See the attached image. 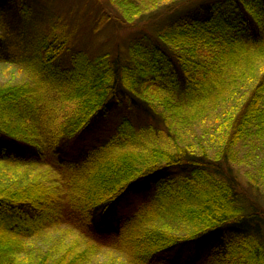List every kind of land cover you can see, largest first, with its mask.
Segmentation results:
<instances>
[{"label": "trees", "instance_id": "1", "mask_svg": "<svg viewBox=\"0 0 264 264\" xmlns=\"http://www.w3.org/2000/svg\"><path fill=\"white\" fill-rule=\"evenodd\" d=\"M153 1L167 14L164 25H154L158 40L136 42L120 66L108 52L90 58L72 50L56 25L31 44V53L10 60L27 75L0 85V264H91L114 217L120 218L113 243L123 246L114 255L121 264H264V218L244 203L230 159L247 136L264 143V67L256 66L264 62V0H112L140 18ZM9 8L24 19L33 13L29 0H0V11ZM204 49L210 65L200 56ZM66 52L72 65L61 70ZM198 70L202 80L192 76ZM47 89L70 91L60 97L70 109L49 118L55 142L43 146L33 116ZM210 100L231 109L215 158L196 156L174 139V151L159 144L123 149L125 139L137 137L130 116L118 123L119 138L83 151L118 109L136 119L160 103L165 123L188 117L192 129L191 110ZM108 149L113 153L102 155ZM136 196L150 200L120 215ZM69 227L78 231L80 246L60 239L63 249L31 252L25 245Z\"/></svg>", "mask_w": 264, "mask_h": 264}, {"label": "rangeland", "instance_id": "2", "mask_svg": "<svg viewBox=\"0 0 264 264\" xmlns=\"http://www.w3.org/2000/svg\"><path fill=\"white\" fill-rule=\"evenodd\" d=\"M29 2L33 13L28 19L16 14V10L12 8L0 11V85L20 83L25 80L26 70L20 66H14L10 60L19 59L21 55L31 53L34 50L31 44L49 32V29L54 25L59 26L61 32H65L69 36L72 50H81L90 58L108 52L110 59L120 66L127 63L131 57L130 48L136 42L142 41L143 44L149 45L152 39L158 40L154 25L155 23L164 25L167 15L165 11L160 10L162 3L157 5L154 1L151 4L147 3L146 9H143L145 11L143 18L136 17L139 12L126 13L112 0H29ZM128 21L130 23H125ZM70 54L66 52L60 59L59 68L61 70L71 67ZM200 56H204V64L210 65L206 49ZM212 65H215V61L212 62ZM256 66L264 67V62H258ZM192 76L197 80H202L204 72L198 70L197 73L193 72ZM246 85L238 90L240 97L247 93L252 85V80L248 81ZM69 93L70 91L61 94L57 90H46L47 100L39 106L42 107L41 110L33 116L35 122L38 119L37 126H39L41 135L40 145L44 146L55 142V133L49 118L57 115L62 117L65 112L69 111L70 102L60 98L61 95L68 96ZM162 96L160 95V98ZM233 103L232 98L231 104L233 105ZM203 105H199L201 107L199 109L191 110L194 115L192 118L194 122L191 123L192 129L186 128L185 122L191 120L188 117L186 120L178 118L174 123H165V120L159 115L164 107L160 103L156 104L157 109L149 116L140 113L136 115V119L126 109H118L109 118L102 121L99 128L86 142L83 151L92 150L112 138H119L117 125L124 116H130V119L136 124L137 137L135 140L128 138V142L125 139L123 149L139 151V148L146 150L151 145L159 144L168 148L169 151H174L176 147L173 141L175 140L180 145L186 146L188 151L196 156L215 158L216 156H212L213 151L219 149L220 141H224L223 134L228 128L227 124L230 121H228L230 117L228 114L231 109L225 107L227 104L223 100H210L207 106L203 107ZM67 125L73 126V123ZM139 129L142 139H144L140 145ZM105 152L113 153L108 149L103 151L102 155ZM230 153L234 169L232 175L244 198V203L248 209L256 211L264 218V143L253 144L250 136H247V139L238 143L234 147V151H230ZM148 200L150 199L133 197L125 204L120 215L134 213ZM119 220L118 217L112 218L107 228L111 231V236L102 239V242L98 244L99 247H94L97 252L91 256V264H121L120 259L114 255L119 253L123 246L113 243V234L118 231L117 222ZM77 233L78 231L71 230V227L67 229V232L54 229L49 235L41 234L40 237L32 239L31 242L28 241L25 245H28L27 248L31 252H36L40 247L57 249L56 246H58L63 249L66 247L64 243L69 244L72 241L80 246L81 242ZM260 235L264 240V228H261ZM60 239L64 243L60 242ZM55 242L60 243L55 244ZM92 250L94 249L92 248ZM23 264H29V262L25 261Z\"/></svg>", "mask_w": 264, "mask_h": 264}, {"label": "bare ground", "instance_id": "3", "mask_svg": "<svg viewBox=\"0 0 264 264\" xmlns=\"http://www.w3.org/2000/svg\"><path fill=\"white\" fill-rule=\"evenodd\" d=\"M142 18H143V17H142ZM145 18H146V17H145ZM145 18H144V20H146ZM142 21H143V20H142Z\"/></svg>", "mask_w": 264, "mask_h": 264}]
</instances>
